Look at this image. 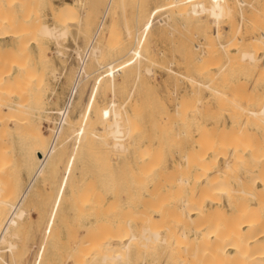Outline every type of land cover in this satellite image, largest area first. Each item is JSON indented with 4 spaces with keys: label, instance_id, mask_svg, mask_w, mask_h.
Masks as SVG:
<instances>
[{
    "label": "bare ground",
    "instance_id": "6f19581e",
    "mask_svg": "<svg viewBox=\"0 0 264 264\" xmlns=\"http://www.w3.org/2000/svg\"><path fill=\"white\" fill-rule=\"evenodd\" d=\"M3 1L4 0H0V2L2 3ZM88 1L90 0L65 2V4H63L62 6L60 5V7H57L52 0H11L12 5L21 3V15L19 14L20 12H17L18 14L16 12H11L10 9H13L14 6L7 7L6 10L5 8L0 7V41L1 38H6L8 36L13 38H11L12 41H17L18 44L16 48L19 52L21 51V56H19V53V55H17L20 58L25 57V54L29 53V49L32 48L31 45H33L34 43L39 44L41 40H55L57 44L55 52L58 53L59 56L64 55L62 46L64 40L68 39V37L73 34L71 27L77 25L78 28L79 26L83 27L84 30L86 28V33H88L87 31L89 28H94V32L93 34H91L92 36L90 35V40H87L89 43H86L87 46L85 49L80 46L81 43L78 44L76 48H73L70 57H74L78 60L81 58L83 63L79 68L80 70L78 71L77 65L75 71V79L79 76L80 72L82 73V77L80 78L79 82L80 84L78 94L69 115L64 120V123L54 133L52 132V130L50 131L52 135L51 141L49 140V135L44 130V120L50 121L51 119L50 113L47 109L48 106L44 107L45 105L43 103V99L41 98L42 95L40 96L39 92H37L39 91V89L36 91V88H34L33 86V83L38 81L36 84H39L38 86L40 87L44 83V79L41 76H38L39 74L36 73L37 71H32V69L34 70L37 68H35L36 64L34 66H30L31 68H29L27 62H22L23 60L19 61V58V60L15 58L18 56L13 55L12 58V53H17V51L14 52L15 50L10 49V51H7L6 54L3 51L5 48L3 49L0 43V264L3 263L6 257H4V255H6L4 254V252L8 253L9 251V253L13 257H15L18 253L20 248L19 242L21 241V231L23 229V224L27 219L30 221L32 218V211L29 210L30 208L27 209L25 207V202L29 198L28 196L30 192L32 193V188L38 178H40L41 176L45 178V175L48 174V172L56 164H58L57 162L59 160L61 161V159L64 158H61V156H63L65 152L67 153L66 149H69L68 142L70 140L72 141V139L74 138V143H71V146L73 145L71 148L78 147L80 143H83L84 145V142H88V150H94L95 145L99 143L102 149L107 148L116 151L119 153L120 157H122L121 155H125V152L130 151L133 145L137 146L136 135H138L137 133L141 132V127L138 126V122L136 120V117L138 116H136V109H134L133 111L134 114L129 113V98L121 103L119 102L117 97H113L110 100V104L108 103L104 106H101L97 99L94 101L89 100V102L85 103V106L83 105V108H80L81 110L79 109L80 112L78 113V115L73 114L75 113L74 110H78L76 108H78L79 106L76 107V105L82 99L83 93H85L81 91V87L89 80L91 76H93L95 79V74H100L102 70L105 71L107 69H110V73L107 72V75L109 76L107 78H109V80L105 81H110V83L115 84L116 82H118L117 78L119 76L117 77V75H122V73L120 72L124 71L123 69H129V66L127 65L128 63H126L128 61L126 59L130 58L131 60V56H133L134 54H136L135 59H137L138 62H141L142 59H147V56L144 55L145 52L144 54L141 53V49L143 48L144 43L142 42V46H140L139 44L141 43L140 41H142L139 35L141 33L139 29L140 33H138L139 31H137L135 43L140 46L139 50L141 51L137 49L136 45V47L134 46L129 50V56L123 55L124 62L126 61L125 63L127 65L126 67L122 65L123 69L122 67L118 69L116 68L118 66L116 64H120L122 60L120 56L119 59L114 58L112 60H109L110 62L107 60V63H104L107 58H105L106 51L104 50V47H106L105 45H107L108 43H104V45L103 41L106 36L100 37V35L104 29L105 24H107L106 21L110 14L111 8L113 9L114 7L112 4L116 1L109 0L107 8L105 9L104 14L101 17L100 23L97 27L94 26L95 23L91 24V13L87 7ZM100 1L101 0H98V2ZM166 1H171L168 4L169 6L170 3L172 4L173 2L172 5L174 6V9L171 5L172 10H170L171 8L169 10L172 12L170 13L169 11V13H167L169 19L165 17V15V18L159 19L158 24L160 25V27H162L161 25H170L169 20L174 16H183L190 19L189 22L188 20H185L189 24L191 23L190 21H192L193 18V21L194 19L196 21V23H194V26H197L198 24L197 27L200 29L204 41L195 43L192 40L194 38V35L198 33H192V37L189 36V34H184L187 39L184 41V46L188 56V73H182V76L186 80L191 81L194 84V87L199 91L203 90L204 88L209 89L211 98L205 101L206 98L198 97V103H194L190 106H188L189 104H187L186 101L182 100L178 103L176 112L172 114V118H174L175 116V120H172V122L169 121V123L167 117L164 116L163 118H161L163 119L162 123H169V130L171 131L173 128L179 125L178 123H180V121L177 122L179 119L184 122L191 116L199 117L197 116L198 112L202 111L199 110V108L204 107L205 111L203 110V112L205 113V116H212L214 111L216 112L218 109H220L221 112L225 111V114H228L230 116L229 119H232L233 124H231L232 127H229V125L225 124L227 123V121H225V125L222 128L220 127V124V126L209 127L208 125H203L202 122L204 119L202 118V122L200 121L201 124H198L199 126L197 125V127H199L197 130L199 131V137L197 138L195 143V153H192V155L185 154L183 156L185 158H188V164L184 167L185 169H181L180 172L176 171L179 173H177V175H175V171V174H173L172 176L170 175L172 173L168 174V176H171V178H168L169 182L165 183L164 185V189L165 191H167V195L165 196L172 197V200L169 201V199L168 201L171 203L172 201L177 199V202L178 200L179 202L177 203L175 201L176 204L171 208L164 207L166 208L165 211L162 210L163 208L160 210L158 208L152 207L151 212L146 215L148 219L145 218L147 221H144V223L139 222V220H141L140 218L139 220H132L134 218H131L130 220L126 221L125 225H123L124 223H122V225L120 224L122 221L118 223V227H116V225L114 224L109 225L108 223L107 226V224L104 223V226L103 224H100L97 230H94L96 232L88 231V235H90L91 233V237L95 235L94 233H96V235L93 237L94 240L91 241L89 239H83L84 241L89 240V242L87 243V248H84L81 251L80 255L82 257V263L81 261L80 263L83 264L88 260V258L91 257L93 258V260L91 261H98L102 264H155L156 262L162 261L159 256L163 254L166 249L172 250L176 245H180L183 248L181 264H264V204H261L262 211L260 215H254L253 205L250 202L244 203L243 201H237L241 194H245L246 197H256L260 200L264 198V0H228L227 2H224L223 0ZM47 3L51 6L52 9L51 13L54 21L52 24L48 23V20H45V18L41 17L42 13H40L39 11L37 12L42 4ZM94 4L97 5L96 2ZM3 5L4 4H2V6ZM9 5H11V3L8 2V6ZM45 6L46 5H44V7ZM14 10H16V8ZM116 10L118 11V9ZM116 10L114 12H116ZM97 11V15H99L101 9ZM224 11L226 13H229L232 17H235V15L239 14L240 19L237 20V18H234L232 20V25L229 27L228 31H224L221 28L212 30L213 26L211 21L213 20L214 22L216 21L217 23H220L222 21ZM35 13H40L41 16H35ZM75 16L77 18H73ZM183 24L184 26L189 25L186 23ZM90 26L94 27L91 28ZM114 26L116 27V25ZM170 26L171 28H173V25ZM79 29L76 30L79 32L81 31ZM116 31H118V29L116 30L115 28V31H112L109 34V38H107L108 42L111 43V45H115V41H119L118 43L122 42L121 40H117L120 38V35L122 33L120 32V30L118 31L119 34ZM88 35L85 36L87 37ZM83 40L85 41L86 38ZM191 41L195 44L190 45ZM191 46H194L196 51L199 50V52H195V49H193ZM115 48L118 49L117 46H115ZM42 49H44V47ZM47 49L48 48L46 47L45 51H47ZM41 52L43 57H40L41 63H43L45 67V63H48V61H50L49 58H47L49 55H47L44 50L40 51V53ZM4 53L7 55L6 57L3 55ZM8 53L11 54V57L8 56ZM222 53L226 54L227 61H225L221 57V55H223ZM191 54H194L195 56L191 57ZM39 56H41V54ZM63 57L64 56H62V58ZM102 57L105 59L104 62H101V59L103 60ZM221 58L223 59V61H225V63L221 61ZM93 59L95 61H98V64L100 63V66L98 69L94 71L90 70L89 72L88 64H93L91 63ZM132 59V63L137 62L134 57ZM36 60L38 61V59ZM131 62L129 63V65L131 64ZM10 65L11 67H17L19 69L18 72L14 73L12 72L13 70L11 71V69H7ZM132 65H130V67ZM192 69L195 71V75L192 74L193 72H190ZM240 69L245 71L243 73L244 77L241 79L243 82H241V80H238L237 78L240 75L237 70ZM145 71L147 73H152V67L148 66ZM42 72L41 75L43 76L44 72ZM246 72L253 73L252 78H250L248 81V78L246 76L248 74ZM101 76H104V74L101 73ZM100 78V82L98 81L97 87L99 83L103 82V79L101 81ZM75 79L74 82L72 80L71 82L75 83ZM239 86H241L242 88H237ZM213 99L216 100V102L220 106L219 108H217V110H214L212 107H210L212 103L213 105L214 103H216L213 102ZM82 104L83 103L81 102V104L79 105ZM136 107L137 105L135 106V108ZM139 111H141V109ZM238 117L242 119L240 130H237L238 132L236 131L237 133H239V136L233 134V136H223L224 132H233V128L235 129V119ZM172 118L169 117V119ZM176 118L179 119L177 120ZM226 118H228V116H226ZM156 122L158 124L155 126V128L153 127V129L159 132L158 129L160 122H158V120H156ZM173 123L176 124V126L174 125L173 127ZM249 123L254 124L255 126L248 127L247 124ZM155 124L152 123L151 125L153 126ZM181 127H184V125H181ZM228 128L229 130L230 128H232V131H228ZM180 130L181 129L179 128L177 133H183V135L187 134V129L183 130L182 132ZM233 133H235V130ZM249 134L256 135L257 137H251ZM10 135H15L19 139L17 140L22 143V157H20V159H17V155L15 157L13 153L16 147H12V145L14 146V144H18L19 142L16 141V143L13 144L11 142V139L9 138ZM130 141L132 142L131 145L129 144ZM165 143L166 142H164V145ZM152 145L156 144L152 143ZM162 146L163 144H161V146L159 145V147ZM80 147L82 146L80 145ZM153 147L155 149V146ZM12 148L14 149L12 150ZM101 148L100 150H102ZM151 148L152 147H148L149 151ZM94 152H96L97 154V151H93V153ZM104 152L105 151H103L102 154ZM178 152L180 151L178 150ZM104 154L108 155V153ZM179 155L180 154H178V156ZM155 156L157 155L155 154ZM120 157H117L118 160L120 159ZM152 157L147 153V155H145L144 157L145 162L148 163L150 160L152 161ZM93 158L94 157H91V159ZM79 159L81 160V158ZM110 161L107 162H109L110 164ZM153 161L151 163H153ZM156 163L152 165L155 166ZM21 164L23 165V167H29L27 168L29 170L30 167L34 166V168H32L31 170L33 171L34 175L32 176V178L30 177L31 180L29 179L28 185L26 186L24 191L21 192L22 194H19L20 196L17 197L18 193H16L15 195L14 191V189L17 190V188L13 189L12 184L14 182L12 183L11 181L15 178V172L19 167H21ZM74 165H72L73 168ZM80 166H82V164H80ZM84 167H86V165ZM130 167L131 166H129V168ZM76 169L78 168L76 167ZM99 169L101 168L99 167ZM116 169L117 171H119L118 168ZM150 169L151 171L152 169L154 171V168L151 167ZM107 171L108 170L104 172ZM129 171L130 170H128V172ZM74 172L76 173L75 169ZM74 172L72 171L73 174H75ZM81 172L83 173L82 170ZM155 172L154 176H156L155 174L157 173ZM110 173L112 174L113 172L110 171ZM151 173L152 175L148 177L149 174H147V177L152 181L155 179V177H153V172ZM128 174L127 176H129ZM114 176L117 177V175ZM19 177L21 176L19 175ZM151 177L153 179H151ZM130 178L132 177H129V180L127 177L124 179L133 181L130 180ZM113 179L115 180V178ZM72 180L73 178L71 179V181ZM235 183L242 184L243 186L236 188L234 187L236 186ZM133 184L135 185V182ZM15 185L16 184H14V186ZM17 185H19V183ZM180 185L191 186L192 191H188L190 192V194L182 195V192L181 195H177L176 190L179 189L177 187H179ZM139 187L140 185L137 186V188ZM158 187L156 186V188ZM208 187H216V191H218L221 195L218 200L213 196H206L209 193H203L202 190ZM160 189L161 188H158L159 192H163ZM153 190H150V188L148 187V190L143 193V196L151 197V199H157V197L160 196L161 193L158 194V190ZM126 192L129 193L128 195L131 194L128 190H126ZM120 193L118 191L117 195L120 196ZM209 199H211L210 202H207V200ZM78 205L80 204L78 203ZM82 206H84V204ZM166 210H169L170 212V220L165 218ZM84 212L81 214H84ZM75 213L78 212L76 211ZM157 215H160L161 218H165L169 221L167 224H164L162 228H159V226H155V224L157 223V218L155 220V217ZM212 215H215L217 217L218 222L216 226H212L209 221H207L206 217ZM82 216L83 215H81L80 217ZM97 219L99 222V218ZM163 221L164 220H161V222ZM94 222L97 225V221L94 220ZM109 226H112V231L107 230L109 229ZM123 229H126V232H123ZM86 235L83 236L85 237ZM75 247L78 246L76 245ZM142 251V254H144L145 251V254L147 253L146 255H148L149 257L146 258L145 256V258L141 259L143 257L142 256L139 259L138 255L141 254ZM76 255L78 256V253Z\"/></svg>",
    "mask_w": 264,
    "mask_h": 264
},
{
    "label": "rangeland",
    "instance_id": "374dc122",
    "mask_svg": "<svg viewBox=\"0 0 264 264\" xmlns=\"http://www.w3.org/2000/svg\"><path fill=\"white\" fill-rule=\"evenodd\" d=\"M4 1H3V3L0 2V7L5 8V10H6L7 7L14 6L13 9H10L11 12H16V13L20 12L19 14L21 15V6H20L21 3L12 5L11 0L10 1L4 0ZM52 1L54 2V4H56L55 6H57V7H60V5L62 6L63 4H65V2H77V0H52ZM91 1H93L94 3L96 2V4L99 6L95 5ZM114 1H116V2H113V4H112L114 6L113 7L114 10L111 8L110 14H109L107 21H106L107 24H105L104 29L100 35V37L106 36L104 38L103 44L108 43L107 45L104 44L106 46V47H104V50L106 51L105 52V58L106 57L107 58L105 60L103 58L104 57L103 56L102 57L103 60L101 58L100 59H101V62L102 61L104 62V60H105L104 63H107V60L109 61V60H112L114 58L119 59V56H120V58H122V60H121L120 64L119 63L116 64V65H118L116 68L118 69V68H121L122 65L124 67H126L128 65L129 69H123V67H122V69L124 71L125 70L126 71L120 72V73H122V75L121 74L117 75V77L119 76L117 78L118 82H116L115 84L110 83V81H108L109 83L106 82L107 80H109V78H107V77H109L107 75V72L110 73V69H107L105 71L102 70L103 72L101 71L100 74L98 73L99 76L103 77V78H100L98 76V74L94 75L95 79L93 76H91L89 78V80L85 84H83L81 87V89H82L81 91L85 92V93H83L82 99L76 105V107L79 106L78 108H76L78 110H74L75 113H73V114L78 115V113L81 110L80 108H83L85 106V103L89 102V100L94 101L97 99L99 104L101 106H104L108 103L110 104V100L113 97H117L119 102H121V103L124 102L127 98H129V101H128L129 113L134 114L133 111H134V109H136L135 110L136 116L138 115L136 117V120L138 122V126L141 127L140 128L141 132L137 133L140 136L136 135L137 146L133 145V147H131L130 151L125 152V155H121L122 157H120L119 153L116 151H113V150L107 149V148H106L107 150L102 149L101 145L99 143H97L98 145L97 144L95 145L94 150H91V149L88 150V147H87L88 142H84V145H83V143L82 144L80 143V145L82 147H80V145H79L78 147L71 148L73 146V145L71 146V143L72 144L74 143V138L72 139L73 142L70 140L71 139L70 138L69 139L70 141L68 142L69 149L68 148L66 149L67 153L65 152L64 155L61 156V158L62 157H64V158L61 159V161L59 160L57 162L58 163V164H56L57 166L56 165L54 166L55 170L53 167L48 172V174L45 175V178L43 176H41L36 181L37 183L35 182V184L32 188V193L30 192V194L28 196L29 198L27 199L28 201L26 200V202H25V204H26L25 207L27 209L30 208L29 210L32 211V213H31L32 218L30 221L27 219L26 222L23 224V229L21 231V241L22 242L19 240L20 241L19 242L20 243L19 251L15 257H13L9 253V251H8V253L4 252V254H6V255H4V257L5 256L6 257H5L2 264H75V261H76V264L77 263L81 264L82 263V261H81L82 257L80 255L81 251L84 248H87V246H88L87 243L89 242V240L90 241L94 240L93 237L96 235V233H94L95 235L93 237H91V233H90V235H88L89 234L88 231L89 232L90 231L96 232L94 230H97V228L99 227L100 224H103V226H104L105 225L104 223H106V224L108 223L109 225L114 224V225H116V227H118V225H119L118 223L122 221L120 224L122 225V223H124L123 225H125L126 221L130 220L131 218H134L132 220H136V219L139 220V218H140L141 220H139V222L144 223V221L145 222L147 221L145 219V218H147L146 215L151 212L152 207L158 208L160 210L163 208L162 210L165 211L166 208H164V207L171 208L172 206H174L176 204L177 199H175L174 201H172L170 203L169 201L172 200V197L165 196V195H167L166 194L167 191H165L164 185H165V183L169 182L168 178H171V176L173 174L176 173L175 175H177V173L180 172L181 169L182 170L185 169L184 167L188 164V158H185L183 156L185 154L186 155H192V153L193 154L195 153V151H194L195 145H196L195 143H196L197 138L199 137V131H197L199 127H197V125L201 124L202 118L204 119L202 122L203 125H208L209 127L221 125L220 127L222 128V127H224L225 124L229 125V127H232L231 124H233V122H232L231 118L229 119L230 116L228 114H225V111L221 112L220 109L217 110V108H219L220 106L218 105L216 100L213 99L214 100L213 102H216V103H214V105L212 103L210 105V107H212L214 110H217L216 112L213 110L214 111V113L212 114L213 117L211 115H210L211 118H210V116L208 117V115L205 116V113L203 112V110L205 111V109H204V107H202V108H199V110H202V111L198 112L197 116H199V117L191 116V117H189L188 120H186L184 122L182 120H180L179 118H176L177 120L179 119L177 122L180 121V123H178L179 125L175 121L178 126H176V124H174V123L172 125H173V127H174V125L176 126L175 127L176 130H175V128H173L171 131L169 130V128H170V126H169L170 122L169 121L172 122V120H175V116H174V118H172L173 117L172 114L174 112H176V109H177L176 107H177L179 102L184 100L187 102V104H189L188 106H190V105H193L194 103H198V100H197L198 97L206 98L205 101H207V99L211 98V93H210L209 89L204 88L203 90L199 91V90H197V88L194 87V84L191 81L186 80L182 76V73H188V68H187L188 56H187V53L185 51L186 49L184 46V41L187 39H186L184 34H189V36H191V35L193 36L192 33H198V34L194 35L195 39L194 38L192 39L195 43H198V42L204 41L203 36L201 34V31L197 27L198 24H197V26H194V23H196L195 19L193 21V18H192V21H190V22L191 23L193 22V23L189 24L188 22L190 19L185 18L183 16H179V17L174 16V17L170 18V20H169L170 23L169 22L168 23L170 25H173V28H171V26L168 24H166L164 26L161 25L162 27H160V25L158 24L159 19L165 18V17L168 18L167 13H169V11L172 10L173 2H172V4L170 3V6L172 5L171 7L168 5L169 2H171V1H169V2L166 0H114ZM223 1L227 2L228 0H223ZM8 2L11 3V5L8 6ZM97 2H98V0H90V1H88V4H87V7L91 13V24L95 23L94 26H96V27L100 23V19L104 14L105 9L107 8V4H108L109 0H101L100 2H98V3ZM2 4H4V5L2 6ZM44 5H46L45 6L46 8L44 7ZM48 5H49L48 3L42 4L41 7H39V9L37 10V12L39 11L40 13H42L41 14L42 16L40 15V13H35V16L39 15L42 18H45V20H48V23L52 24L54 22L53 18H52V13H51L52 9H51V6L50 5L48 6ZM15 8H16V10H14ZM121 8H122V10H121ZM99 9H101V11H100L99 15H97V12H98L97 10H99ZM116 9H118V11ZM173 9H174V6H173ZM115 10H116V12H114ZM119 10H120V12H119ZM137 12L140 14H138ZM171 12L172 11H170V13ZM94 13H95V15H94ZM113 14H114V16H113ZM166 14H167V16H166ZM164 15H165V17H164ZM73 18H77V17L75 16ZM234 18L235 19L237 18V20H239L240 19L239 14L235 15V17H232V16H230L229 13H226L224 11V15H223L222 21L220 23H217L216 21L214 22L213 20L211 21L212 26H213L212 30H216L218 28H221L224 31H228L229 27L232 25V20ZM173 19H175V20H173ZM185 20H188V22ZM93 21H95V22H93ZM111 22L113 23V25ZM115 22H116V24H115ZM171 22H172V24H171ZM183 23L189 24L190 26L189 25L184 26ZM114 25H116V27ZM174 26H175V28H174ZM93 27H91V28H93ZM79 28L77 25H75L74 27H71L73 34H71L68 37V39H66L67 41L64 40L63 46H62V48L64 50V55H60L61 57L59 56L58 53L55 52L56 48H57V44H56L55 40H41L39 44L34 43L33 45H31L32 48L30 47L31 49H29L30 54L29 53L25 54V57L20 58L19 56H21V51L19 52L16 48L18 42L15 40L12 41L13 38L10 36H8L6 38L5 37L1 38L0 43H1V46L3 47V49L5 48L3 50L5 53L7 51H10V49H13V50H15L14 52L17 51V53H14V54L12 53V58H13V55L18 56L20 54L18 57H15V56L14 57L16 59L19 58L20 59V60L18 59L19 61L23 60L22 62H27L29 68H31L30 66H34L36 64L35 68L36 67L37 68L34 70L32 69V71L33 72L37 71L36 73L39 74L38 76H41L44 79V83L47 82L45 84L43 83L40 86L42 88H40L38 86L39 84H36L38 81L33 83L34 84L33 86H34V88H36V91L39 89V91H37V92H39L40 96L42 95L41 98L43 99V103L45 105L44 107L48 106V108H49L52 105H59L62 102L67 89L74 82V79L76 76L75 71H76L77 62H76V59L74 57H73L74 59L70 57L72 54L73 48H76V46H78V44L81 43L80 46L85 49L87 46L86 43H89L87 40H90V37L92 36L91 34H93V32H94V28L93 29L89 28L91 31L88 29V31H87L89 33V35H88V33H86V28H85V30L83 27L79 26ZM115 28H116V30L118 29V31L120 30V32L122 33V34L120 33L121 34L120 38L118 36L119 39H117V40H121L122 42L120 41L121 43H118L119 41H115L116 42L115 45L114 44L111 45V43L108 42L107 38H109V34L112 31H115ZM197 28L199 29V31ZM76 29H79L81 31L78 32ZM109 29H110V32H109ZM139 29H140L141 33H140ZM82 30H83V32H82ZM118 31H116V32L119 34ZM137 31H139L138 33H140L139 35H140V38L142 39V41H140L141 43H139L140 46H142V42L144 43V46H143L144 49L141 47L142 48L141 53L144 54V52H145L144 55L147 56V59H144V60L142 59L141 62H138L137 59H135L136 54H134L133 56H131V60L129 57H126L129 59L125 58L128 61V62L125 61L126 63H128L126 65L123 58L126 55L129 56L130 55L129 50L132 49L134 46L136 47L137 44L135 43V37L137 35ZM84 34L88 35V36L86 37ZM82 37H83V39L86 38V40L84 41L82 39ZM80 38L82 41L80 40ZM76 39H77V42H76ZM191 42H190V45L195 44L194 42H192V43ZM75 43H77V44H75ZM40 45H41V48H40ZM115 46H117L118 49H116ZM140 46L137 45L138 50L140 49ZM43 47H44V49H42ZM46 47L48 48L47 51H45ZM65 47L66 48L68 47V48L66 49ZM191 47L193 49H195L194 46H191ZM109 48H112V49H109ZM13 50H12V52H13ZM42 50H44V52H46V54L49 55L47 58H49V60H50V61H48V63H45V67H44L43 63H41V59H40V57H42V52L40 53V51H42ZM141 50H139V51H141ZM197 51L199 52V50H197ZM197 51L195 49V52H197ZM235 52H233V53H235ZM5 53L3 55L6 57L7 53L6 54ZM10 53H8L9 57H11ZM39 53L41 54V56H39L40 55ZM125 53H127V54H125ZM107 54H109V55H107ZM222 54L225 56L221 55V57L225 61H227L226 54H224V53H222ZM29 55H30V58H29ZM191 55H192L191 57L195 56L194 54H191ZM62 56H64L63 57L64 60H63ZM9 57H7V58H9ZM26 57H28V58H26ZM133 57L137 61L136 63L131 62V61H133V59H132ZM222 58H221V61H223ZM25 59H27V60H25ZM29 59H31V60H29ZM36 59H38V61ZM135 60H134V62H135ZM36 61L38 64L36 63ZM129 61L131 62L130 65L133 64L131 67L129 65V63H130ZM225 61H223V62L225 63ZM91 63H93V64H90V65L88 64L89 72H90V70L94 71V70L98 69L100 66V63L98 64V61H95L94 59L91 61ZM41 66H42V69H41ZM148 66L152 67V73H147L145 71ZM91 68H93V69H91ZM7 69H11V71L13 70L12 72H14V73H17L19 70L17 67H11V65ZM40 70H41V72L42 71L44 72V75H43L44 77L41 75ZM237 71L240 74L237 78H238V80H241L244 77L243 73L245 71L242 69L237 70ZM105 72H106V74H105ZM190 72L191 73L193 72L192 74L195 75V71L193 69ZM101 73L104 74V76H101ZM246 73L248 74V75H246L248 78L247 79V81H248L250 78H252L253 73H251V72H246ZM70 75H71V78H70ZM105 76H106V78H105ZM98 77L100 78L101 81L103 79V82L99 83V85L97 87V83L99 81ZM93 79H94V81L96 80L97 82L96 81L94 82ZM71 80L73 82H71ZM241 82H243V81L241 80ZM43 85H45V86H43ZM237 88L240 89L242 87L239 86ZM40 89H41V91H40ZM54 91H55V93H54ZM43 96H44V98H43ZM57 98H59V99H57ZM44 100L47 102H45ZM81 102L83 104L79 105V104H81ZM136 105H137V107L135 108ZM189 108H191V107H189ZM140 109H141V111H139ZM164 116L167 117L169 123H162L163 119H161V118H163ZM226 116H228V118H226ZM169 117L172 119H169ZM192 119H193V122H192ZM156 120H158V122H160L159 123V129H158L159 132H157L156 130L153 129V127L155 128V126L158 124L156 122ZM205 120H206V122H205ZM45 121L46 120H44V130L49 135V137H50L49 140L51 141L52 135H51V132L48 131V129L46 128V122L47 121L46 122ZM225 121H227V123H225ZM241 121H242V119L240 117L236 118L235 124H234L235 126L233 125L235 127V129L233 128V132L235 130V133L224 132L223 136L224 135H226V136L236 135L237 136L239 134L237 132L240 130V127H241ZM185 122H186V124H185ZM196 122H199V123H196ZM152 123H154V124L156 123V124L152 126L151 125ZM205 123H207V124H205ZM216 124H218V125H216ZM181 125L182 126L184 125V127H181ZM247 126L252 127L255 125L249 123V124H247ZM179 128L181 129L180 130L181 132L183 130L187 129L186 130L187 134H184L185 135L184 136L183 133H181V134L177 133ZM230 130L232 131V128H230ZM230 130L228 128V131H230ZM249 135L251 137H257L256 135H252V134H249ZM192 137H194V138H192ZM9 138L11 139V142L13 144L19 140L15 135H10ZM12 140H14V141H12ZM18 142H19L18 144L16 143V144H14V146L12 145V147H14V148L16 147L15 149L12 148V150L14 149L13 153H14L15 157L17 155L16 158L20 159V157H22V143L20 141H18ZM164 142H166L165 145H164ZM152 143H155L156 145H152ZM129 144L131 145L132 142L130 141ZM157 144H158V146H157ZM161 144H163V146L159 147V145L161 146ZM153 146H155V149ZM148 147H152L150 149V151H149ZM100 148L102 150H100ZM146 148L148 149V151ZM156 149H158V150H156ZM90 150H91V152H90ZM178 150L181 153L178 152ZM93 151H97V154H96V152L93 153ZM103 151H105L104 153H108V155L104 154V153L102 154ZM147 153L151 157L153 155L155 156V154L157 155V156H155V158L157 157L156 159L154 158V156L152 157V161L154 160L153 163H151L152 162L151 160L148 163L145 162L144 157H145V155H147ZM177 153L180 155L178 156ZM83 155H85V156H83ZM173 156H175V157H173ZM181 156L183 157V159ZM91 157H94V158L91 159ZM95 157L98 159H96ZM102 157H103V159H102ZM117 157L118 158L120 157V159L118 160ZM180 157H181V159H180ZM79 158H81V160ZM88 158H90V159H88ZM184 158H185V160H184ZM82 160H83V162H82ZM97 160H98V162H97ZM107 161H110V164ZM131 162H132V165H131ZM154 162L156 163V165H155L156 167L154 165H152V164H155ZM73 163L76 165H74ZM79 163L82 164V166H80ZM181 163H182V165H181ZM71 164L74 165V168L72 167ZM77 164H78V166H77ZM114 164H115V166H114ZM85 165H86V167H84ZM117 166H119V167H117ZM129 166H131V167L129 168ZM173 166H175V167H173ZM21 167H19L16 171L21 177H19V175L15 172V176H14L15 178L11 181L12 183L14 182L12 184L13 189L17 188V190L14 189L15 195H16V193H18L17 197H19L22 194L21 192H23L24 189L26 188V186L28 185L30 177L32 178V176L34 175L33 171H31L32 168H34V166L30 167V170L27 169L29 167L24 166L25 167L24 168L22 164H21ZM66 167H69L71 169L66 168ZM76 167L78 169H76ZM99 167L101 169H99ZM151 167L154 168V171H153V169L151 171V169H150ZM180 167H182V168H180ZM63 168H65L66 170ZM116 168H118L119 171H117ZM155 168L157 171L155 170ZM162 168H164V169H162ZM74 169L76 170V173L74 172ZM125 169H127V170H125ZM169 169H172V170H169ZM71 170L77 176L75 174H73ZM81 170L83 171V173L81 172ZM106 170H108V171L104 172ZM109 170L113 173L111 174ZM128 170H130V171L128 172ZM149 170L151 172H153V177H155V179H154L155 181L154 180L151 181L150 178H148L152 175V173ZM18 171H20V172H18ZM29 171H31V172H29ZM174 171H175V173H174ZM176 171H178V172H176ZM77 172H79V173H77ZM95 172H97V173H95ZM123 172H124V174H123ZM154 172L156 173L155 174L156 176H154ZM170 173H172V174H170ZM107 174H109V175H107ZM127 174L129 176H127ZM147 174H149L148 177H147ZM168 174H170L171 176L169 177ZM114 175H117V177H115ZM132 175L134 176L135 179L133 178ZM91 176H93V177H91ZM121 176H123V177H121ZM71 177L73 178L72 181H71V179H72ZM126 177L128 178V180H129V177H132V178H130V180H133V181H128L127 179H124ZM96 178H98V179H96ZM113 178H115V180ZM151 179H153V178L151 177ZM77 181H78V184H77ZM84 181H86V182H84ZM124 181H126V182H124ZM90 182L93 184H91ZM117 182H118V184H117ZM134 182H135V185L133 184ZM18 183H19V185H17ZM71 183L76 184V185H72ZM14 184H16V185L14 186ZM90 184H91V186H90ZM115 184H117V185H115ZM235 184H236V186H234V187H236V188L243 186L242 184H238V183H235ZM130 185H131V187H130ZM138 185H140L139 188H137ZM133 186H135L137 189ZM147 186L150 188V190L154 189L153 191L158 190V188H161L160 190L163 192H159V190H158V194L161 193L163 196L160 194V196H158L157 199H154V198L151 199V197L143 196V193L146 192V190H148ZM156 186L157 187L159 186V187L156 188ZM180 186L177 187L179 189L176 188L177 189L176 190L177 195H181L182 192H183L182 195H186V194L188 195L192 191L191 186H188V185H183L185 187H183L182 185H180ZM126 190L130 191L131 194L128 195L129 193L126 192ZM134 190H137V191H134ZM116 191L117 192L119 191V193L121 192L120 196L117 195ZM188 191H190V192H188ZM202 191L204 194L209 193L206 196H209V195L211 197L213 196L217 200L221 196L220 193L218 191H216V187L215 188L214 187L204 188ZM210 200L211 199L207 200V202H210ZM85 201H86V203H85ZM237 201L238 202L243 201L244 203L250 202L253 205V209H254L253 214L254 215H260V213L262 211L261 204H264V198L262 200H260L259 198L252 197V196L246 197L245 194H241V196H239ZM77 202L81 205V207H80V205H78ZM81 202H82V204H81ZM178 202H179V200H178ZM83 204H84V206H82ZM160 205H161V207H160ZM76 211L79 214L75 213ZM82 211L83 212L85 211L84 214H81V213H83ZM81 215H83V216L80 217ZM106 216H107V218H106ZM96 217L99 218V222H98V219ZM156 218H157V223H156L157 225L155 224V226H157V227L159 226V228L160 227L162 228L163 225L167 224L169 222L168 220H170L169 210H166V215H165V218H167L168 220L165 218H161L160 215H157L155 217V220H156ZM206 218H207V221H209V223L212 226L217 225L218 221H217V217L215 215L214 216L213 215L207 216ZM142 219H145V220H142ZM94 220L97 221L96 222L97 225L95 224ZM161 220H164V221L161 222ZM115 221H116V223H115ZM141 221H143V222H141ZM159 221H160V223H159ZM27 223H28V225H27ZM108 224H107V226H108ZM89 227L93 230H91ZM111 228H112V226H109V229H107V230L112 231ZM123 230H124L123 232H126V229H123ZM78 233H80V234H78ZM83 235H86V236L84 237ZM90 237H91V239H90ZM83 239H89V240L84 241ZM75 241H77V242H75ZM74 244H75V246L77 245L78 247H75ZM73 249H75V250H73ZM73 252H74V254H73ZM77 253H78V256L76 255ZM142 253H143V251L141 252V254L138 255L139 259L142 256L143 257L141 259L145 258V256H146V258L149 257L148 255H146L147 253L145 254V251H144L145 255ZM182 256H183V248L180 245H176L175 248H173L172 250L166 249V251H164V253L159 256L162 261L156 262L155 264H181ZM78 257H79V259H78ZM88 260L91 261V260H93V258L90 257V258H88ZM88 260L85 261L86 263L84 262L83 264H87V263L88 264L89 263L90 264H102L98 261H91L90 262ZM80 261H81V263H80Z\"/></svg>",
    "mask_w": 264,
    "mask_h": 264
},
{
    "label": "built area",
    "instance_id": "2783aa9c",
    "mask_svg": "<svg viewBox=\"0 0 264 264\" xmlns=\"http://www.w3.org/2000/svg\"><path fill=\"white\" fill-rule=\"evenodd\" d=\"M77 62V69L80 70V66L83 64L82 59L79 60L76 59ZM82 73L80 72L79 76L75 79V83H73L66 91L64 98L62 102L59 105H52L48 108V111L50 113V121L46 122V128L48 131H51L54 133L63 123L64 120L67 118V116L70 113V110L75 103V100L77 98L78 89H79V82Z\"/></svg>",
    "mask_w": 264,
    "mask_h": 264
}]
</instances>
